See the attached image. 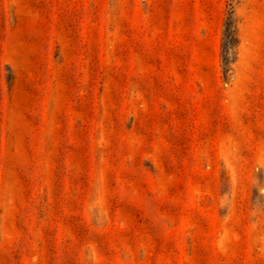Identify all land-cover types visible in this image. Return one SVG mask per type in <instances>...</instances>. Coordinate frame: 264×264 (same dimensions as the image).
I'll return each mask as SVG.
<instances>
[{"label":"rangeland","instance_id":"rangeland-1","mask_svg":"<svg viewBox=\"0 0 264 264\" xmlns=\"http://www.w3.org/2000/svg\"><path fill=\"white\" fill-rule=\"evenodd\" d=\"M0 264H264V0H0Z\"/></svg>","mask_w":264,"mask_h":264}]
</instances>
